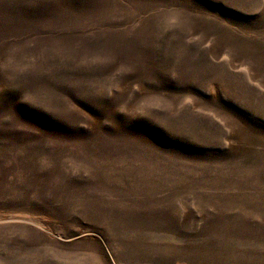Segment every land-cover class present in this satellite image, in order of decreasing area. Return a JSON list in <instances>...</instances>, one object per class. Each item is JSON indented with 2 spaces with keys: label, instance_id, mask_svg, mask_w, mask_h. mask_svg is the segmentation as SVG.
Returning <instances> with one entry per match:
<instances>
[{
  "label": "rangeland",
  "instance_id": "1",
  "mask_svg": "<svg viewBox=\"0 0 264 264\" xmlns=\"http://www.w3.org/2000/svg\"><path fill=\"white\" fill-rule=\"evenodd\" d=\"M0 264H264V0H0Z\"/></svg>",
  "mask_w": 264,
  "mask_h": 264
}]
</instances>
